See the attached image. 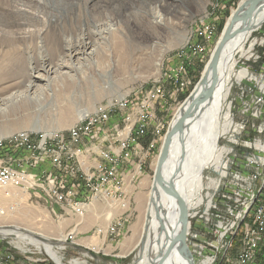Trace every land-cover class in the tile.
<instances>
[{"label":"rangeland","instance_id":"1","mask_svg":"<svg viewBox=\"0 0 264 264\" xmlns=\"http://www.w3.org/2000/svg\"><path fill=\"white\" fill-rule=\"evenodd\" d=\"M87 1H89V6H94L97 3L96 1ZM240 2L241 0L101 1L97 3L101 6L98 12L113 16L114 21L117 22L116 27L124 30V34L129 39L130 50L127 52L123 50L124 47L120 46L121 43L118 40L113 44V39L110 40L109 37L98 40L99 53L92 59H82L81 69L70 71V74H75V77L52 73L46 77L49 80L38 83L37 90L32 89L27 92L40 96L41 102L26 101L25 98H22L15 104L14 113L4 114L1 109L5 106L4 100L0 99V137H13L18 133L29 131L48 132V134L59 130L66 132L76 123L77 116L71 112L75 113L73 110L78 105L86 104L88 108L84 109L89 110L96 102L106 103L112 97H134L137 93L151 89L162 79L165 71H169L170 67L176 65L179 52L185 50L186 54H190L187 45L196 39H202L203 24L204 26H215V38L210 42L203 41L204 52L195 56L190 54L187 59L186 65H188L191 79L188 90L176 95L175 100H168V111L158 112V117L166 119L170 125L164 128L146 167L139 168V159L136 157L128 163L132 172L141 173L132 181L129 176L125 177L128 184L126 190L132 194L128 195L127 191L125 193L126 198L130 201L127 208L115 209L114 215L123 218L119 235L113 239L111 235H105L99 239L91 235L99 224H103L102 228L108 227L118 219V217L113 219L112 215L111 219L107 221V225H104V219H101L100 222L96 221L93 216L99 215L96 213L101 209L103 201L89 199L87 201L89 206L86 211L84 209V219L80 224L69 217L56 219L47 211H41L29 203L23 202L15 212L8 214L7 217H0V227L6 230L15 229L17 231L20 229L23 232H27L25 230L32 232V236L41 242L51 243L53 248L58 249L60 260L59 262L54 261L43 249L38 247L31 253H23L15 242H11L14 245L12 248L16 264L138 263L139 254L145 242L144 234L139 242L138 232L146 219L145 209L148 195L151 189L153 190V184L151 187L149 182L153 181L152 183H154L155 159L157 156L159 159L167 131L177 121L178 111L180 117L185 100L198 86L211 54L231 16L238 11ZM154 12H158L163 19L158 22L154 18L156 15ZM1 16L4 21H11L14 18V15ZM108 39L109 41H107ZM38 41V34L35 32L31 37V42L15 43L18 45L19 53L12 57L14 61H19V64H24L23 69L27 68L30 56V61H35V63H38L42 57L46 58L47 63L57 62V54L53 52L51 45L59 43L60 38L43 42L44 48L40 47ZM29 43V48H26ZM4 46V48H8L10 44L4 43ZM245 47L247 50L245 54H236L237 68H246L250 73L249 76L240 82H234L231 86L227 104H230L233 123L229 132L221 136L218 141L220 148L224 146L230 149L226 152L230 160V169L227 172L223 168L226 153L220 157V160L222 158L220 171L211 165L205 168L204 176H208L209 179L203 181L202 187L200 190L197 189L196 195L193 194L190 208L186 214L184 237L190 254V264H229L228 262L235 257V254L228 253L224 256L225 248H220V241L223 238V242L230 240L232 236L226 238L225 235L227 233L234 234L236 231L237 235L233 236V246L239 243L245 222H253L252 217L249 216L254 213L255 206L252 203L264 187L262 179L258 182L253 178L254 174H258V177L262 175L264 178V101L261 103L255 101L256 93L261 94L263 91L264 97V89L261 88L262 82H264V24L251 34ZM141 48L142 51L138 52ZM0 49L3 50L1 47ZM2 50H0V69H2L0 83L3 82L2 80H5V83L0 86L5 85V87L0 90V98L16 89L24 93L23 86L9 85V82L19 77L20 73L18 63L14 66L13 60L9 56H5V52L2 53ZM75 62L74 59L67 61L65 69H70L75 65ZM47 82L50 84L46 85ZM68 112L70 113L68 114ZM64 116L69 118L65 119ZM113 117L118 118V113H115ZM32 121L37 122L43 128L40 130L36 127L32 128ZM236 123H238L237 127ZM123 125L124 123L121 122L120 126L123 127ZM13 155L9 151L3 150L0 153V159L5 164L12 160L9 157ZM85 156H80L81 161ZM43 168L42 165H39L37 170L40 172ZM238 175L239 177H237ZM212 179L213 182H211ZM138 190L140 191L138 192ZM262 191L264 192V189ZM75 200H78L77 196ZM0 201L8 203V199L1 195ZM215 203H218L217 206L225 211L227 219L224 221H219L220 219L216 218L213 213L210 215V210L213 211ZM228 209H231V214L227 213ZM86 226L91 229L88 230ZM67 234H69L68 238ZM72 234L74 237L71 238ZM10 241H13V238L3 239L1 247H8ZM207 241L212 244L210 245ZM117 243L118 247L116 248ZM128 243L132 245V250L125 252L129 248ZM206 243L210 247L209 249L204 248L203 245ZM93 246L96 247V250H92ZM238 249L240 248L238 247ZM227 256H229V261L226 260ZM260 264H264V259Z\"/></svg>","mask_w":264,"mask_h":264},{"label":"built area","instance_id":"2","mask_svg":"<svg viewBox=\"0 0 264 264\" xmlns=\"http://www.w3.org/2000/svg\"><path fill=\"white\" fill-rule=\"evenodd\" d=\"M203 27L202 39L187 45L192 56L203 53V41L210 42L216 33L212 25L203 24ZM190 54H186L185 50L179 52L176 65L165 71L162 79L151 89L137 93L134 97H112L106 103L96 102L89 110H85V106L81 107L76 123L66 132L59 130L48 134L29 131L13 137H0V153L5 150L14 154L9 157L12 160L5 164L0 159V195L8 199V203L0 201V217H7L23 202H27L34 208L47 211L56 219L69 217L80 224L84 219V209L86 211L89 206L87 201L98 200L103 201V204L96 213L99 215L93 216L96 220L100 222L104 219V225H107L112 215L113 219H118L105 229L101 227L103 224H99L91 235L96 239L105 235H111L112 239L117 237L123 218L114 215L115 209L127 208L130 202L125 196L128 187L125 177L129 176L132 181L141 173L132 172L128 163L136 157L139 159L138 167H146L162 134L164 118H159L158 112L168 111V100H175L176 95L188 90L191 84L186 65ZM168 85L173 87L171 91ZM261 88L264 89V82ZM262 93H256L257 103L264 101ZM115 113H118V118L113 117ZM121 122L124 123L123 127L120 126ZM229 150L224 151L222 156ZM82 155L86 156L81 161ZM225 157L223 168L228 172L230 160L227 153ZM39 165L44 167L40 172L37 170ZM253 178L261 179L262 175L258 177V174H254ZM127 194L132 192L127 191ZM76 196L80 201L75 200ZM217 205L215 203L213 211L210 210V215L213 213L219 221H224L227 219L225 211ZM228 210L227 213L231 214V209ZM249 216L253 222L246 221L242 238L235 245V250L227 252L235 254L229 264H260L264 259V192L259 195L258 207ZM25 231L18 229V233L12 234L0 231V264H16L12 248L14 245L11 242H15L23 253H31L38 247L33 239L29 241L24 236L33 233ZM230 235H237V232L227 233L225 237ZM8 237L13 238V241L10 244L7 242L8 247H1L3 239ZM223 239L220 241L221 249L228 242H223ZM203 246L210 248L207 243ZM38 248L42 249L41 246ZM92 250H96V247L93 246ZM226 260L229 261V256Z\"/></svg>","mask_w":264,"mask_h":264},{"label":"bare ground","instance_id":"3","mask_svg":"<svg viewBox=\"0 0 264 264\" xmlns=\"http://www.w3.org/2000/svg\"><path fill=\"white\" fill-rule=\"evenodd\" d=\"M94 1L99 3L107 0H91V2ZM253 1L241 0L237 12L242 13L250 10ZM97 3L94 6H89V1L86 2V0H0V47L3 48V50H0H2V53L5 52V56H9L11 60H13L12 56L19 53L17 51L18 45L15 43L31 42V37L35 32L38 34V42L41 48L45 47L43 42L51 41L57 37L60 38L59 43L51 45L53 52L58 57L57 62H53L54 64L52 62H50L51 64L47 63L44 57L38 63L31 62L30 56L27 68L23 69L24 64H19V61L13 60L14 66L18 63L20 75L9 82V85L23 86L24 93L16 89L14 92L0 98L4 100L3 103L5 104L4 107H1L2 113H14L15 104L21 101L22 98H25L26 101L41 102L40 96L31 95L27 92L32 89L37 90L38 83L49 80L46 77H49L52 73L67 74L71 78L75 77V74H70V71H78L81 69L82 59H92L99 53L98 40L109 37L110 40L113 39V44L117 42L116 40L120 41V46L124 47L123 50L126 52L131 49L129 39L123 32L124 30L122 31L116 27L117 22L114 21L111 14L98 12L101 6ZM154 13H156L154 18L158 22L163 19L158 12ZM1 15H14V18L11 21H4ZM263 24L264 0L247 17L238 21L233 27L219 55L217 81L213 92L198 104L195 109V116L187 120L182 132H179L180 134H177L172 141L163 173L166 181L175 186L185 206V214L190 208L193 194L196 195L197 189L200 190L202 187L205 177L203 171L210 165L218 170L222 150L226 151L228 149L227 147L220 148L218 146L220 137L229 132L232 124L230 104H227L228 95L233 83L240 82L250 73L246 68H237L236 54L247 52L246 42L251 34ZM213 30L215 31V26H213ZM214 36L212 35L211 41L215 38ZM7 39L8 41H6ZM4 43L10 44V46L4 48ZM29 45L30 43L27 44L26 48H29ZM140 51H142V48L138 52ZM72 59L76 60L75 65L71 66L70 69H65L67 61ZM206 73L207 81L210 83L212 81V70H206ZM2 81L0 84L5 83V80ZM49 84V82L46 83V85ZM4 87L5 85L0 86V90ZM201 89L202 87L199 85L196 91L197 95L201 92ZM83 105L86 104L78 105L73 110L75 113L71 112V114L78 116L79 109ZM85 107L88 108L87 105ZM179 113L178 111L177 119ZM64 117L65 119L69 118ZM33 122L32 128L36 127L39 130L43 128L37 122ZM169 125L166 119H163L162 132ZM157 161L158 156L155 159V168ZM261 179L264 182V178ZM152 182H149L151 187ZM263 189L264 187L259 191V195L263 194ZM259 195L252 203L255 207L259 205ZM179 217L180 212L177 201L157 184L156 190L151 189L148 195L145 209L146 219L138 232L139 242L143 234L145 235V242L140 251L137 264H190L189 257H185L181 251L180 243L172 240L176 231L183 230V220L179 221ZM160 220L165 222L164 229L161 228ZM0 231L10 234L18 233L16 230H6L4 228ZM24 236L29 241L33 239L38 247L41 246L54 261L59 262L58 249L53 248L51 243L41 242L30 234ZM231 236V239L225 244L224 256L227 255V252L235 250V245L233 246V236L235 235Z\"/></svg>","mask_w":264,"mask_h":264},{"label":"water","instance_id":"4","mask_svg":"<svg viewBox=\"0 0 264 264\" xmlns=\"http://www.w3.org/2000/svg\"><path fill=\"white\" fill-rule=\"evenodd\" d=\"M261 1L263 0H254L253 5L250 10L246 12H242V13L236 12L231 16V19L229 23L225 26L211 54L209 62L204 69L203 75L200 78V81L198 83L202 87L201 92L197 95L196 91L199 87L198 85L196 89L189 95V97L187 98V100L185 101V103L183 104L181 108L180 117L177 119L175 124L167 131L165 141H164L163 147L159 155L157 167H156L155 174H154L153 191L156 190L157 184L160 185L162 189H164L166 192H168L169 195H172V197H174V199L177 201L179 205V212H180L179 221L183 220V230L176 231L172 237V240L180 243L181 251L185 257L186 256L190 257L189 250L186 245L185 237H184L185 229H186L185 227L186 216H187L185 214L186 209L175 186L172 183H168L166 181V178L163 173L164 164L166 163L167 158L169 156V149H170V146L172 144L174 137L177 134H180L179 132H182L187 120L195 116V109L197 108L198 104H200V102L204 98L208 97L213 92L216 81H217L216 80L217 79V63H218L219 55H220L222 47L227 42L232 32L233 27L238 21L247 17L254 9H256V7L260 4ZM206 70H212V81L210 83H208L207 81ZM160 223H161V228L164 229L165 222L163 220H160Z\"/></svg>","mask_w":264,"mask_h":264},{"label":"crops","instance_id":"5","mask_svg":"<svg viewBox=\"0 0 264 264\" xmlns=\"http://www.w3.org/2000/svg\"><path fill=\"white\" fill-rule=\"evenodd\" d=\"M169 91H171V88H169L168 89ZM223 154V153H222ZM222 156V155H221ZM221 161V160H220ZM208 176H206L204 179H203V181H205L206 179H209V177L207 178ZM211 180V179H210ZM210 180H208V181H210ZM211 182H213V179H212V181ZM140 190H138V192H139ZM96 221H98V219L96 220ZM86 228H88L87 226H86ZM86 228H85V230H86ZM89 229H91V228H88V230ZM122 241H124V240H122ZM121 241V242H122ZM129 244V248L128 249H126V251L125 252H128V251H130V250H132V245L130 244V243H128ZM117 246H116V248L118 247V243L116 244ZM128 250V251H127Z\"/></svg>","mask_w":264,"mask_h":264}]
</instances>
